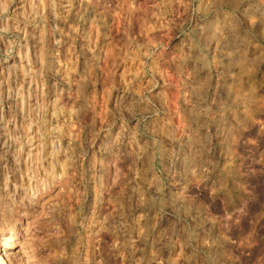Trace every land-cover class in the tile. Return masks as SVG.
I'll use <instances>...</instances> for the list:
<instances>
[{
    "label": "rangeland",
    "instance_id": "obj_1",
    "mask_svg": "<svg viewBox=\"0 0 264 264\" xmlns=\"http://www.w3.org/2000/svg\"><path fill=\"white\" fill-rule=\"evenodd\" d=\"M0 255L264 264V0H0Z\"/></svg>",
    "mask_w": 264,
    "mask_h": 264
},
{
    "label": "bare ground",
    "instance_id": "obj_2",
    "mask_svg": "<svg viewBox=\"0 0 264 264\" xmlns=\"http://www.w3.org/2000/svg\"><path fill=\"white\" fill-rule=\"evenodd\" d=\"M89 14V13H87ZM102 28V27H101ZM103 29V28H102ZM10 245V244H9ZM74 257V256H73ZM7 258H5L3 255H0V264H9V262L6 260ZM72 262V261H71Z\"/></svg>",
    "mask_w": 264,
    "mask_h": 264
}]
</instances>
